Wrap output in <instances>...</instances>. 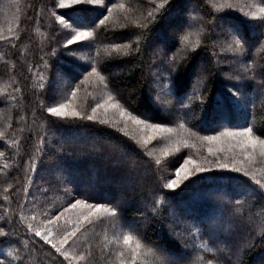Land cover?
Instances as JSON below:
<instances>
[{"label": "trees", "instance_id": "trees-1", "mask_svg": "<svg viewBox=\"0 0 264 264\" xmlns=\"http://www.w3.org/2000/svg\"><path fill=\"white\" fill-rule=\"evenodd\" d=\"M3 2L11 6L4 21L0 5V227L6 233L0 261L74 264L70 253L65 259L34 235L50 227L54 242L76 230L62 251L80 240L89 260L101 264H120L118 258L124 264H264L261 146L248 152L223 139V146L205 154L201 142L249 126L264 139V0H241L245 5L236 8H219L215 0H170L167 11L158 7L162 0H105L110 12L101 5L103 15L87 14L98 17L97 24L107 16L105 24L94 27L90 42L67 47L60 44L65 29L57 16L71 25L85 13L59 8L55 0ZM150 12L162 18L152 23ZM219 23L228 31L221 46L215 41ZM153 46L163 62L151 63ZM74 47L90 56L77 61ZM222 47L234 53L218 54ZM93 67L98 75H89ZM58 77L68 83L63 90L83 88L87 78L98 82L93 87L104 88L133 117L171 128L168 146L153 144L155 157L120 124L52 116L47 108ZM92 90L86 86L90 98ZM249 158L254 163L241 167ZM186 159L205 171L189 180L177 177L175 169ZM137 177L129 187L120 184ZM169 179L178 181L175 189L163 187ZM76 200L117 213L85 218L77 212L81 206L70 207ZM126 234L133 237L128 246Z\"/></svg>", "mask_w": 264, "mask_h": 264}, {"label": "rangeland", "instance_id": "rangeland-1", "mask_svg": "<svg viewBox=\"0 0 264 264\" xmlns=\"http://www.w3.org/2000/svg\"><path fill=\"white\" fill-rule=\"evenodd\" d=\"M55 1H56V6H57L59 4V0H55ZM215 2L218 3L219 8H226V7L227 8H231V7L236 8L239 5L243 6V4H244V3L242 4L241 0H215ZM0 5L2 6L1 8L4 9L1 12V15L4 16V21H5V19L7 17H9L8 16L9 12H10L9 6H11V4L10 3L6 4L3 2V3H0ZM228 5H231V6H228ZM59 8H62V7H59ZM66 8H71V7H63V9H66ZM4 11H6V12H4ZM241 12L247 13L246 10H244V9H241ZM256 12L259 15L258 8H256ZM6 22H8V20H6ZM58 24L60 27L63 26L65 29V30H63L64 31V34H63L64 40L62 39V42H60V44H62L63 46H66V41L68 39H71V36L74 35L75 33L72 31L71 27H66V24L67 25H70V24H68V23L62 24L59 21H58ZM1 26L2 25L0 23V27ZM217 28H218V31L215 34L218 36L216 37L217 40L215 38V41H219L220 46H221L222 42H223L222 36L224 35L223 37L225 38L228 31L221 29L222 28L221 23H219L217 25ZM90 41H91V37H85L84 40L76 41L73 43V45L74 46L75 45H81V44H84L85 42L88 43ZM224 43H225V41H224ZM73 51L74 52L71 54V56L75 57L77 59V61H79V62H84L86 60V58H88L90 56V52H88L83 47L82 48L76 47L75 50L73 49ZM159 51H160L159 48L156 49L155 46H153V48L149 49L150 53L153 52L155 54L152 58L151 63L154 62L157 64L159 62L160 63L163 62L161 56H159L160 54H157ZM232 53H234L232 50H230L229 48L226 50V49H224V47H222V49H220L218 52V54L225 55V56H227V54H232ZM160 74H161V76L164 75L163 69H161V68H159V75ZM87 79L88 80H85L83 83V86H84L83 88L77 87L74 89L63 90L64 87L68 86V83L66 82V80L64 78H63V80L59 77L56 78L55 79L56 86H54L52 88V91L50 92L51 93L50 94L51 102H50L49 107H54L58 104L67 103L66 111L78 112L80 115L76 116V117L83 118V117L91 115V116H94V120H92V121H97L99 123H101V121H104V122H110V123H114V124H120L121 125L120 131H122L127 136L131 137L134 140V142H136L141 147L145 148L146 145L149 144L150 146L148 148H145L147 150V152L150 155L158 157V154H157L158 151H156L158 147L156 146L153 149V144L161 145V147L162 146L167 147L168 145H165V144H166V141L168 140V136L171 133V131L152 129V128H148L145 124L135 123L133 121V119H131V117H133V116L126 109H124L122 106H120L118 104L117 100H115L112 95H109V93H107V91L104 90V88L93 87L98 82L97 83L95 81L93 82L92 79H90V78H87ZM88 81H91V82H88ZM86 86L93 88L91 94H93L94 96H92L91 98L89 97V95H87ZM89 89L91 90V88H89ZM73 90H75L74 94H73ZM109 97H111V99H109ZM89 100H90V102H88ZM97 105H102V106L97 107ZM113 105H115V107H113ZM93 108H96L95 113H93V111H92ZM121 109L124 110L123 116L121 115ZM76 117L69 116V117H65V118L70 119V118H76ZM163 129H171V128H163ZM223 139H225L224 141L232 143L231 147H234V145H237L239 148H244V150H247L248 152L250 151V149H256V148L258 150H260V145L258 142H257L255 147H252V146L248 145L247 140L244 137L218 136V138L215 141H213V140H211V141L208 140L209 142L201 141V142H203L202 146L206 147L204 153L205 154H207V153L211 154V152H213L214 148H218L220 146V144L223 143V142H221V140H223ZM221 146H223V145H221ZM198 147H201V146H198ZM253 163H254V161L251 158H249L246 161H244L243 163H241V167H245V165L251 166ZM111 164L112 163H110V162H104L103 167H105L107 165L111 166ZM193 165H194L193 163L188 164L187 169L190 170V167H192ZM255 168H257V165ZM143 172L144 173H142V175H144V176L147 175V173H148L147 171H143ZM181 174H183V173H181ZM260 175H261V173H260ZM138 178L139 177L135 178L133 181L128 180L127 183L120 182V184L124 183L123 184L124 187H129V185H131ZM89 184H91V180H88L85 182V184H81V185L87 186ZM116 186L118 187V183H115L113 188H115ZM80 206H81V210L80 211L78 210L77 212H79V213L85 212L86 213L85 218L90 217L91 215H89V209L83 204L79 205V207ZM72 210L76 211L77 208L72 209ZM95 213L96 212L93 210V214H95ZM104 237H105V235H104ZM112 240H114V239H112ZM118 243H119V241H118ZM77 245H78L77 247H74L72 244H70L66 248L67 253H70L71 257L74 259V260H72L74 264H101V262H99V261H97V263H96V262H92L89 260L92 258V256H87L84 254V251H82V248L84 247V245L82 242H80V240H79V242H77ZM105 256L108 260L109 256H107V255H105ZM103 257L104 256L102 255V257H101L102 260H103ZM119 257H121V256H119ZM118 262L121 264V260H119V258H118ZM147 262L149 264V260ZM107 264H114V262L107 263ZM132 264H134V262Z\"/></svg>", "mask_w": 264, "mask_h": 264}, {"label": "snow or ice", "instance_id": "snow-or-ice-1", "mask_svg": "<svg viewBox=\"0 0 264 264\" xmlns=\"http://www.w3.org/2000/svg\"><path fill=\"white\" fill-rule=\"evenodd\" d=\"M103 5L104 7L108 8V11H111V7H108V5L105 3V0H59V4L57 5L58 7H71L73 8V10L85 13V15L77 20H74L72 22L71 25H67L66 21H65V17L64 15H59L57 16V20L62 23V24H66V27H71L72 31L75 33L74 35L71 36V39H68L66 41V47L68 45H73L74 42L76 41H82L85 39V37H91L93 35V30L94 27H98V26H103L105 24V21L108 19L107 16H104L103 19H99L98 20V24H97V18L92 19L89 18V16L87 15L88 13L91 12H95V11H99L100 15H103V9L102 8H97V6H101ZM113 7L115 5H112ZM231 6V5H228ZM159 8L163 9L164 11H167V7H170V0H162L161 4L158 6ZM261 11L264 12V8H261ZM53 15H56L55 13H53ZM163 13H161V17L162 18ZM149 17L151 18V22L155 23L157 22V20L159 18L154 17L153 14L150 12L149 13ZM146 27V25H145ZM261 27L264 28V22L261 23ZM150 31V29H148ZM230 31H236L234 28L230 29ZM237 35L239 34L238 32L236 33ZM187 40L186 36H182L181 37V41L184 42ZM234 43L236 44L237 48H239L240 46V42L239 40H235ZM112 47L116 48V49H123L125 52H127V50L129 49V45L128 44H114L112 45ZM138 47V45H137ZM97 74V69L95 67L92 68V73H89V75L91 74ZM101 80L104 79L103 76L99 77ZM75 93V90H73V94ZM230 95L235 98L236 93L235 92H231L230 91ZM109 99H111V97H109ZM102 105H97V107H101ZM113 107H115V105H113ZM67 108V103L65 104H58L54 107H48L47 108V112L50 113L52 116L54 117H58V118H65V117H69V116H79L80 114L78 112L75 111H66ZM93 113H95L96 108L92 109ZM121 115H124V110L121 109ZM89 121L94 120V116H86L83 117ZM131 119H133V121L137 124H145L148 128H152V129H160V130H167V131H171V129H163V126L161 124H148L147 121L144 120H139L136 117H131ZM101 123H104V121H101ZM181 127H183V125H181ZM3 134L0 133V136H2ZM218 136H228V137H244L247 140L248 145L255 147L257 142L259 143V145L261 146V155H264V139H260V137L254 136L253 135V128L252 127H243L241 128L239 131H227L225 130L224 132H220L218 133ZM218 137L217 136H205L203 137V139L205 140H216ZM3 153L0 152V156H2ZM193 163L195 164V162L186 159L184 160V163L181 164L179 167H177L175 169V173L176 176L179 177L181 175V173H183V179L184 180H189V178L192 176L193 173H203L205 171V168L200 165V164H195V167L189 171L187 169V165ZM156 164L159 165L160 161L157 160ZM217 167L220 169H228L229 165L227 163H217ZM235 171H240L239 169H234ZM245 176H247V173H244ZM259 183V182H257ZM178 185V181L174 180V179H169L168 182L163 186L165 188L168 189H175ZM85 205L88 209H89V215L93 214V210L96 213H99L101 210L104 211H111L113 215H115L117 213V209L116 208H110L108 205L103 204V203H95V204H88L87 201L84 200H76L75 203L71 204L70 207L75 209L77 206L79 205ZM59 217H54L51 220H48L47 223L49 225L53 224L56 220H58ZM29 229L31 230V226H28ZM6 233L4 231L3 227H0V236H5ZM34 235L36 237H39L41 240H43L46 244L51 245L52 248H54L56 250V252L60 253L62 256H64L65 259H68V253L67 252H63L62 251V247L64 244L68 243V240L76 235V230H73L71 232L68 231H64L62 237L60 238V240L58 242H54V239H52L51 237L53 236L52 233V229L46 228L41 230L40 228H37L34 230ZM133 239L132 236L130 235H124L123 236V243L124 245L128 246L130 241ZM140 248V242L137 241L136 242V247L131 249V253H132V259L135 260V257L137 255V250ZM120 256H123V252L120 253ZM0 264H4V262L0 261ZM121 264H124V261L121 260ZM209 264H211V262H209Z\"/></svg>", "mask_w": 264, "mask_h": 264}]
</instances>
